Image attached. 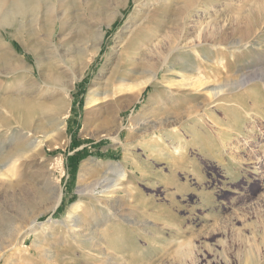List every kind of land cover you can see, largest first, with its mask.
<instances>
[{"label": "rangeland", "instance_id": "rangeland-1", "mask_svg": "<svg viewBox=\"0 0 264 264\" xmlns=\"http://www.w3.org/2000/svg\"><path fill=\"white\" fill-rule=\"evenodd\" d=\"M259 2L193 0L181 20L184 0H65L53 25L45 8L8 14L0 156L23 148L0 162V264H245L249 250L264 264V22L234 30Z\"/></svg>", "mask_w": 264, "mask_h": 264}, {"label": "bare ground", "instance_id": "bare-ground-1", "mask_svg": "<svg viewBox=\"0 0 264 264\" xmlns=\"http://www.w3.org/2000/svg\"><path fill=\"white\" fill-rule=\"evenodd\" d=\"M65 0H0V16H3L1 18V21H0V24H8L10 22V17H9V13H19V12H25V11H28L30 12V15H32L33 17H36L37 19V16L39 14V12L41 11V8H45L46 9V14L50 15L51 17V21H52V25L53 23L56 22V20H59L60 21V18L58 17V6L61 5L62 2H64ZM136 3L138 2V0H134ZM165 0H163L164 2ZM169 1V0H168ZM193 2V0H184V4L182 5V11L179 10V13H178V18L181 20L182 18V13H183V9L185 10V6H187L186 4H191ZM81 3V2H80ZM163 5V4H162ZM62 6V5H61ZM142 10L146 11L145 8H143ZM45 14V15H46ZM52 14V15H51ZM58 14V15H57ZM63 15V14H62ZM12 16V15H11ZM15 17V15H14ZM49 18V17H47ZM43 21V20H42ZM137 21V20H135ZM135 21L131 22L130 25L126 26V30L123 32L124 35L127 36V34L130 33L131 31V26L135 23ZM264 22V2H259L257 4V6L255 7H252L250 6L249 8L247 9H244L241 13H238L237 16H236V22H235V25H234V30H237V33L238 31H240L241 29H244L242 28L243 26H245V28H248L247 30V33L244 31L243 33H246L247 35L243 38H241V40H244L245 38L249 37L250 36V32L252 30H256L255 28H258L261 23ZM61 23V22H60ZM37 25V24H36ZM214 31H211V35H210V40H213L214 42H218V43H228L229 40H227L228 35L223 31V30H218V27L214 26ZM222 29V28H220ZM53 30V27L52 29ZM246 30V29H244ZM236 33V34H237ZM242 33V32H241ZM198 35V34H197ZM232 35V34H231ZM231 46H236L237 44L235 43H230ZM264 45V44H263ZM260 48V47H259ZM97 52V48L95 49V46H92L89 50H88V54L89 55H92L95 54ZM245 52V51H244ZM250 54H255L258 56L259 55H262L261 53H263V50L261 49H256V50H250L249 51ZM91 53V54H90ZM87 54V53H86ZM85 54V55H86ZM84 55V56H85ZM185 55V54H184ZM241 56H243V53L239 52L238 53V58H241ZM244 57V56H243ZM247 57V56H246ZM195 59V67L196 68H200V67H203L204 66V60L200 61L199 58L197 56L194 57ZM82 60L83 63H81L82 65L86 63V58L84 57ZM88 60V59H87ZM182 60V58H181ZM230 64L232 65H237L238 62L236 61H233V62H230ZM206 66V65H205ZM211 68V67H210ZM211 70H213L211 68ZM76 73L77 72H73L72 73V81L76 78ZM154 77H155V74L157 73V70L154 69ZM33 75V72L31 73ZM184 76V75H183ZM260 78H264V75L261 76ZM150 79V78H149ZM149 79L147 78L144 82H147L149 81ZM144 84V83H143ZM196 84V83H195ZM204 82H199L198 86L200 85H203ZM67 85V84H66ZM222 86H215V87H212V88H207L208 91H210L211 94H216L220 91ZM61 90L64 91V97L63 95L58 97V99L55 100V107L56 108H63L65 107V96L68 95V88L67 87H64L62 86L60 88ZM143 88H138V92L136 93L135 96H139L142 92ZM138 94V95H137ZM211 96V95H210ZM32 104V103H31ZM29 104V105H31ZM31 107V106H30ZM30 108H27L25 112H29ZM30 115V114H29ZM25 116V115H24ZM28 120V119H27ZM107 122V121H106ZM23 148V145L20 144L18 145L14 152H7V153H2L1 156H0V162L3 161L6 163L11 161L14 154L19 150V149H22ZM3 164V163H2ZM1 167V166H0ZM83 169V168H82ZM82 177V176H81ZM82 179V178H81ZM107 179V178H106ZM84 180L81 181V183L83 182ZM106 181V180H105ZM103 181L102 180H99L96 184H95V187L100 185V186H103L104 187V190H107V186L105 187L104 184L102 183ZM108 182V181H107ZM85 183V182H84ZM108 184V183H107ZM85 185V184H84ZM110 185V184H109ZM113 186V185H111ZM110 186V187H111ZM114 190V189H113ZM80 193H82V196L86 193L84 191V189H80L79 190ZM111 192V191H110ZM98 193V192H97ZM94 194V193H93ZM91 195V194H89ZM94 196V195H92ZM59 202V200L57 201ZM82 208V205H80V203L77 201V202H73L69 208V212H68V215H72V213L74 212H77L78 214V210H80ZM71 219V218H69ZM73 220V219H72ZM34 223V222H33ZM94 243H91V246L94 247ZM27 249V248H26ZM186 250V249H185ZM184 254V253H183ZM244 263L245 264H254V259L250 256V250H249V254H246L245 256V259H244Z\"/></svg>", "mask_w": 264, "mask_h": 264}, {"label": "trees", "instance_id": "trees-1", "mask_svg": "<svg viewBox=\"0 0 264 264\" xmlns=\"http://www.w3.org/2000/svg\"><path fill=\"white\" fill-rule=\"evenodd\" d=\"M89 142H90V141H87V143H89ZM81 144H83V142H80V141H74V142H73V148H76V147L80 146ZM99 144H100V143H96V144H95V145H96V146H95V148H96L95 153L99 152V150H98V146H99ZM85 155H87V149H86V146H83V148H81L80 150L73 151L72 154H70V155L68 156V159L73 163V164L71 165V168H70L71 171H72V173H73V172L75 173V171L77 170V165H78L79 161H80L81 159H83Z\"/></svg>", "mask_w": 264, "mask_h": 264}]
</instances>
